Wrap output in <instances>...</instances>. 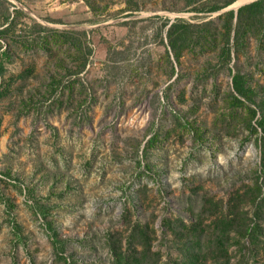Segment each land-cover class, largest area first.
<instances>
[{
	"label": "rangeland",
	"instance_id": "rangeland-1",
	"mask_svg": "<svg viewBox=\"0 0 264 264\" xmlns=\"http://www.w3.org/2000/svg\"><path fill=\"white\" fill-rule=\"evenodd\" d=\"M215 1L0 0V30L13 19L0 36V264H114L115 250L181 264L192 227L195 264H264V232L251 251L243 231L264 221V33L231 32L227 65L213 44L176 60L167 37L211 21L219 42L224 14L256 0L208 12ZM217 219L228 235L214 261L198 247Z\"/></svg>",
	"mask_w": 264,
	"mask_h": 264
},
{
	"label": "trees",
	"instance_id": "trees-1",
	"mask_svg": "<svg viewBox=\"0 0 264 264\" xmlns=\"http://www.w3.org/2000/svg\"><path fill=\"white\" fill-rule=\"evenodd\" d=\"M236 1L237 0H216L215 3L209 7L208 12L220 11L231 6ZM223 18L224 23L226 22L223 25L224 31L222 32V34L224 35V39L219 42L218 40H216V35L219 34V31L216 28H214L213 30L210 29V26L212 25L211 21L204 23L202 26H198L199 31L196 32L192 31V28L194 26L186 23L183 20H179L176 24L170 25L167 32V37L169 41V47L175 59L178 60L183 48L193 49L196 46H200L203 50H205V44H213L215 47H219V63L224 65L229 64L232 60L231 54L233 52V46L229 45L231 32H233V40L235 44H237L238 41L248 32H251L253 36L259 35V33H264V0H256L248 5L241 6L237 9L236 14L234 13V11H227L224 14ZM232 22H234V27L232 26ZM12 24L13 19L4 28V30H0V36H2L6 32V30L10 29V27L13 26ZM180 43L182 45L179 46ZM8 58L9 55L7 51L0 52V74L4 69L5 61L8 60ZM245 85L246 80L243 78V76L240 75L239 72H236L232 75V90L235 94L231 95V101L233 102V105L239 104L240 106H244L243 102L245 100L248 101L249 97L247 96V89L245 88ZM247 110L249 117L251 116L253 118L256 116L255 109L248 108ZM262 119L263 117L260 120L256 119L255 123L259 128H262L264 130V123ZM255 133L256 128L252 125L251 135ZM256 187L258 194H261L260 185H257L256 183ZM260 216V212H255L252 214L248 222L244 224V236L248 237L249 239V247L251 251L254 250V247L257 248L256 246L258 243L259 233L264 232V221L262 220V218H260ZM216 221L217 223L219 221L221 228H219L217 225L216 228L213 229V232L207 242L208 244L205 246V248L198 247V252H202L204 250L205 253H209L211 259H214V261H217L218 258H221L223 256L220 255L221 251H225L223 247V243L226 240L225 234L228 235V226L227 223L224 222V219H217ZM194 230L196 229L192 227L191 229H189L188 233L185 236V243L190 240V246L185 247L187 252L189 251L190 253L187 254L189 256H186L187 259L183 260L181 264H195V260L192 258L193 255L195 256L196 254H198L195 250L197 249L196 246L200 245L201 243L203 233L197 236L194 234ZM53 240L56 247L61 246L62 243L59 240L55 238ZM138 244L139 246L142 245V241L140 242L139 240ZM111 245L114 246L112 243ZM130 246L131 247H129V249L132 248L134 250V254L137 255L140 253L139 258H143L144 260H146V255L144 254V252H139L138 250L134 249L133 244H130ZM143 248H145V246H143ZM200 255L201 257H203L204 255L206 256V254L204 253H200ZM114 259V264H138V262L133 261L134 258L132 255L126 256V254L121 253L120 250H115Z\"/></svg>",
	"mask_w": 264,
	"mask_h": 264
},
{
	"label": "water",
	"instance_id": "water-1",
	"mask_svg": "<svg viewBox=\"0 0 264 264\" xmlns=\"http://www.w3.org/2000/svg\"><path fill=\"white\" fill-rule=\"evenodd\" d=\"M229 8H231V7H229ZM238 8H239V7H238ZM238 8H237V9H238ZM237 9H233V11H234L235 14H236V12H237Z\"/></svg>",
	"mask_w": 264,
	"mask_h": 264
}]
</instances>
